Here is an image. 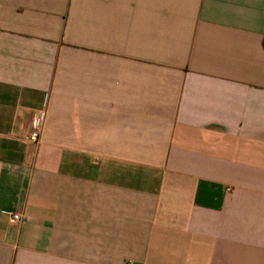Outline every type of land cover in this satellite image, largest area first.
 <instances>
[{
  "label": "crops",
  "instance_id": "0c3cea01",
  "mask_svg": "<svg viewBox=\"0 0 264 264\" xmlns=\"http://www.w3.org/2000/svg\"><path fill=\"white\" fill-rule=\"evenodd\" d=\"M0 264H264V0H0Z\"/></svg>",
  "mask_w": 264,
  "mask_h": 264
},
{
  "label": "built area",
  "instance_id": "2783aa9c",
  "mask_svg": "<svg viewBox=\"0 0 264 264\" xmlns=\"http://www.w3.org/2000/svg\"><path fill=\"white\" fill-rule=\"evenodd\" d=\"M45 121V112H39L34 118L31 119L29 124V131L20 137V139L28 144H37L40 139L43 123ZM11 219L15 222L20 221V216L13 214Z\"/></svg>",
  "mask_w": 264,
  "mask_h": 264
}]
</instances>
